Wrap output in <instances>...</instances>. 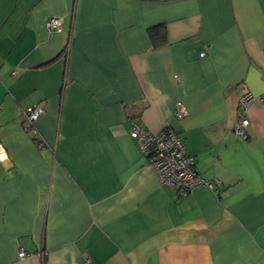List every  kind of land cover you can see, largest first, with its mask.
I'll list each match as a JSON object with an SVG mask.
<instances>
[{
  "label": "crops",
  "instance_id": "0c3cea01",
  "mask_svg": "<svg viewBox=\"0 0 264 264\" xmlns=\"http://www.w3.org/2000/svg\"><path fill=\"white\" fill-rule=\"evenodd\" d=\"M132 123L211 187L161 185ZM0 145V264H264V0H0Z\"/></svg>",
  "mask_w": 264,
  "mask_h": 264
},
{
  "label": "built area",
  "instance_id": "2783aa9c",
  "mask_svg": "<svg viewBox=\"0 0 264 264\" xmlns=\"http://www.w3.org/2000/svg\"><path fill=\"white\" fill-rule=\"evenodd\" d=\"M61 25L62 21L58 17H50L45 24L49 31H58L61 29ZM202 55L203 53L200 54V56ZM253 100L254 96L248 92L239 97L238 102L243 113ZM42 112L43 108L39 105H30L25 108L23 117L27 130L33 128V122ZM174 112L177 117H182L183 111L180 108ZM248 126V118L241 114L233 125V131L235 135L245 139ZM129 135L136 139L140 152L144 153L151 164L155 166L159 183L174 187L178 197H183L188 192L200 187H211L210 182L198 173L194 158L186 154L178 135L172 129L165 128L160 133L152 134L136 123H132ZM0 157H3L0 158V163L8 160L7 152L2 145H0ZM25 256H27L25 251L18 252L19 258Z\"/></svg>",
  "mask_w": 264,
  "mask_h": 264
},
{
  "label": "trees",
  "instance_id": "16d2710c",
  "mask_svg": "<svg viewBox=\"0 0 264 264\" xmlns=\"http://www.w3.org/2000/svg\"><path fill=\"white\" fill-rule=\"evenodd\" d=\"M148 36L153 47H160L165 43V31L162 26H154L148 30ZM201 54V53H200ZM37 141V140H35Z\"/></svg>",
  "mask_w": 264,
  "mask_h": 264
},
{
  "label": "rangeland",
  "instance_id": "374dc122",
  "mask_svg": "<svg viewBox=\"0 0 264 264\" xmlns=\"http://www.w3.org/2000/svg\"><path fill=\"white\" fill-rule=\"evenodd\" d=\"M251 104V103H250ZM238 105H239V102H238ZM179 108L183 111V114H182V117H184L186 114H187V109H186V107H185V105H184V103L181 101V100H177L176 101V103H175V106H174V109H173V115H175V112L174 111H177V110H179ZM241 113H242V111H241ZM176 116V115H175ZM240 116V115H239ZM177 117V116H176ZM179 118H181V117H179ZM239 118V117H238ZM238 118H237V120H238ZM248 121H249V119H248ZM137 124V123H136ZM165 128H169V129H171L169 126H167V127H165ZM164 128V129H165ZM146 130V129H145ZM148 131V130H147ZM161 131H163V130H161ZM160 131V132H161ZM149 132V131H148ZM159 132V133H160ZM150 133H152V132H150ZM232 133L235 135V133H234V131H233V127H232ZM152 134H157V133H152ZM236 137H238L237 135H235ZM238 138H240V137H238ZM142 156L143 157H145V159L147 160V162L149 163V165H151L153 168H154V170H155V173H156V176H157V178H158V175H157V172H156V168H155V166L153 165V164H151V162H150V160L149 159H147L146 158V155H144V153H142ZM195 168H196V165H195ZM158 181H159V178H158ZM178 182V181H177ZM162 185V184H161ZM169 187V186H168ZM179 187V186H178ZM171 188H174V187H171ZM195 190V189H194ZM23 258V257H22Z\"/></svg>",
  "mask_w": 264,
  "mask_h": 264
},
{
  "label": "snow or ice",
  "instance_id": "6c2138e0",
  "mask_svg": "<svg viewBox=\"0 0 264 264\" xmlns=\"http://www.w3.org/2000/svg\"><path fill=\"white\" fill-rule=\"evenodd\" d=\"M0 158H3V157H0Z\"/></svg>",
  "mask_w": 264,
  "mask_h": 264
}]
</instances>
